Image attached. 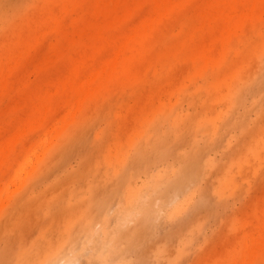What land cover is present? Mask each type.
<instances>
[{
  "label": "rangeland",
  "instance_id": "obj_1",
  "mask_svg": "<svg viewBox=\"0 0 264 264\" xmlns=\"http://www.w3.org/2000/svg\"><path fill=\"white\" fill-rule=\"evenodd\" d=\"M158 183L136 264H264V0H0V264Z\"/></svg>",
  "mask_w": 264,
  "mask_h": 264
},
{
  "label": "bare ground",
  "instance_id": "obj_2",
  "mask_svg": "<svg viewBox=\"0 0 264 264\" xmlns=\"http://www.w3.org/2000/svg\"><path fill=\"white\" fill-rule=\"evenodd\" d=\"M180 180L181 181L183 180V182H185L187 184H189L191 182V177L185 168H183V172L180 175ZM154 188L156 190L151 192V194H149L147 197H144L142 199V201H140L139 205L137 206L138 208L134 212L128 213L124 216L123 221L120 224H118L119 226H122V227L127 226L124 224H128L132 220H136L139 224H144V219L146 217H150L152 214H157V213L160 214V211L163 210V208L168 206V205H175L174 207H172V210H173L172 212L178 211L184 207L185 201L183 200V196L176 189V187L174 185H170V184L161 185L158 183V185H156ZM89 205H91V204H89ZM92 207H95V209L97 208L98 211H100V208L104 207L103 201H101V200L94 201V204ZM90 214H91L90 211H86L84 214V210L81 211L80 213L76 214L77 219H78V215H80L81 218L83 216H85L87 218V221L85 224L79 225V227L76 228L77 231H81V233L84 232V234H83L84 236H82L81 234L80 235L78 234L76 236L72 235L71 231H69V229H70L71 225L73 226L74 221H71V223L67 222L66 224H68V227L65 228L66 229L65 234L57 241V243L55 245H53L49 249H47L45 251V253L43 255L39 256L37 261L32 263V264H59V262L62 260L69 261V259L76 257L78 255V252L77 251H70L69 245H70V243H78L80 241V239L78 237H80V236H82L84 238V241H83L84 243H93L94 235L91 231L97 222L96 221L94 223L93 220L97 219V217H101L103 215H100V213H98V212H97V214H99V215L96 217H95V215H90ZM91 217H92V219H90ZM72 220H73V218H72ZM78 220H80V219H78ZM97 220H100V218H98ZM84 222H85V220H84ZM103 222H102V224H103ZM97 223H99V221ZM99 224H101V223H99ZM144 226L146 229L147 226L146 225H144ZM127 230L128 229H126L123 232V237L124 236L130 237V233H128ZM74 232H75V230H74ZM134 241H133V239H130V242H134ZM70 254H72V255H70Z\"/></svg>",
  "mask_w": 264,
  "mask_h": 264
},
{
  "label": "clouds",
  "instance_id": "obj_3",
  "mask_svg": "<svg viewBox=\"0 0 264 264\" xmlns=\"http://www.w3.org/2000/svg\"><path fill=\"white\" fill-rule=\"evenodd\" d=\"M125 230L118 224H109L107 228L94 227L91 231L94 235L93 243L84 251L78 248L75 259L62 260L59 264H82L85 259L87 264H136L131 242L123 237Z\"/></svg>",
  "mask_w": 264,
  "mask_h": 264
}]
</instances>
